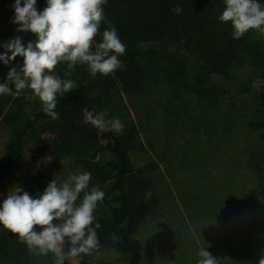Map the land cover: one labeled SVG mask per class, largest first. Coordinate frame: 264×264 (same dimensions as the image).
Listing matches in <instances>:
<instances>
[{
  "label": "trees",
  "instance_id": "obj_1",
  "mask_svg": "<svg viewBox=\"0 0 264 264\" xmlns=\"http://www.w3.org/2000/svg\"><path fill=\"white\" fill-rule=\"evenodd\" d=\"M14 2L0 0V45L16 35H22L25 43L35 38L30 32H16L18 25L12 22ZM44 7L46 0H37L38 10ZM224 7L223 0H106L103 5L106 19L101 23L93 50L111 22L126 45V53L119 57L126 67L93 78L86 65L77 64L71 76L66 77L75 81L76 87L59 98L58 120L46 115L37 99L26 100L25 95H30L27 91L19 96L0 95V124L12 132L5 147L7 163H0V173L9 165L31 182L48 177L43 172L14 165L25 139L32 137L42 157L90 172V187L99 185L106 194L94 211L93 226L95 222L101 225L97 229L101 247L92 255L77 258L92 261L98 253L116 247L120 240L136 236L158 207L160 197L155 185L160 164L176 186L186 187L191 156L200 154L202 141L221 138L234 126L229 120V109L223 107L226 85L193 84L189 81L191 73L230 77L236 68L250 64L264 75V40L252 30L238 40L233 39L231 22L218 19ZM21 64V57L9 66L0 61V83L6 82L11 66L19 68ZM66 70V63L62 62L55 74L65 78ZM122 95L135 101L131 100L137 112L149 114L157 110L156 119L165 138L164 150L157 152V160L151 158L146 164L137 165L132 157L141 142V129L131 117ZM84 108L106 111V119L120 117L119 123L126 125L120 132L100 131L85 121ZM252 115L254 130L262 131L264 98ZM258 146L255 150L251 147L247 167L259 174L257 180L262 184L264 142ZM212 200L207 191V196L198 203L203 206L207 201L209 205ZM229 202L238 205L240 199L235 193L234 200L231 198ZM221 206H225L224 213L218 221L224 231L230 226L247 228L248 219L242 213L234 216L231 225L225 202ZM217 241L221 243L222 238ZM253 242L242 237V241L230 248L231 241L225 240L223 252L215 249L210 252L220 264L224 259L232 264H254ZM64 247L66 251L67 245ZM0 256L8 264H53L54 260L52 253L47 256L30 253L19 236L3 226L0 227Z\"/></svg>",
  "mask_w": 264,
  "mask_h": 264
},
{
  "label": "rangeland",
  "instance_id": "obj_2",
  "mask_svg": "<svg viewBox=\"0 0 264 264\" xmlns=\"http://www.w3.org/2000/svg\"><path fill=\"white\" fill-rule=\"evenodd\" d=\"M259 2L264 3V0ZM252 32L264 40V33L254 29ZM189 81L197 85L225 84L227 93L223 107L229 109V120L234 122V126L221 138L214 137L212 140L202 141L200 154L191 156L186 187L176 186L164 165L160 164L155 185L160 201L136 236L120 240L116 247L98 253L92 261L76 257L70 263L196 264L200 248L209 252L214 249L216 252H223L225 240H230V248H233L245 237V240L255 241L254 264H258L260 254L264 251V183L261 184L257 180L259 174L255 170L247 167V157L251 147L255 150L259 148L260 142H264V128L262 131L254 130L252 115L254 110L261 107L264 98V75L252 65L245 64L236 68L230 77L199 72L191 73ZM25 91L30 93V90ZM122 96L129 107L131 117L138 122L141 129V142L132 152V157L137 165H144L151 158L157 160V152L163 151L165 147L160 121L155 115L157 110L149 114L137 112L132 99L127 95ZM37 101L41 104L38 98ZM109 119L120 122V117ZM11 137V129L5 124H0V163H7L5 147ZM159 142L160 145L157 146ZM14 165L43 172L48 177L31 182L6 165L5 170L0 173V205L7 198L9 189L16 185L35 197L37 192L42 194L53 179L62 183L70 174L83 172L76 167L70 168L68 163L58 164L42 157L32 137L25 139ZM207 191L213 200L209 205L206 201L205 205L200 206L199 203L207 196ZM235 193L240 199L238 205L229 202L231 198L234 200ZM222 202L227 206L230 214L227 220L231 225L234 216L242 213L248 219L246 229L240 230L230 226L229 230L224 231L218 221V217L224 213L225 206L222 208ZM189 215L194 216L193 220ZM219 229L221 233H217ZM219 238H222L221 243L217 241ZM228 260L224 259L222 264H232ZM0 264L8 262L0 256Z\"/></svg>",
  "mask_w": 264,
  "mask_h": 264
},
{
  "label": "clouds",
  "instance_id": "obj_3",
  "mask_svg": "<svg viewBox=\"0 0 264 264\" xmlns=\"http://www.w3.org/2000/svg\"><path fill=\"white\" fill-rule=\"evenodd\" d=\"M223 2L225 7L218 19L231 22L233 39L238 40L253 29L264 33V3L259 0ZM105 3L106 0H46V7L38 10L37 0H15L12 22L18 25L16 32H30L35 38L25 43L22 35H16L0 45L5 50L0 52V61L5 66L17 57L22 58L19 68L11 66L6 82L0 83V95L19 96L30 90L25 99L38 98L42 111L52 120H58L59 98L76 87V82L66 77L71 76L77 64L86 65L93 78L126 67L119 58L126 53V45L111 22L93 50L101 23L106 19ZM62 62L67 68L65 78L55 74ZM83 115L86 122L100 131L120 132L124 127L122 123L106 119V111L84 108ZM91 175L88 171L70 174L59 184L53 179L35 197L19 185L10 188L0 205V225L17 234L30 253L37 256L52 253L53 264H70L73 258L94 254L101 247L97 233L101 225L95 222L93 226L94 211L106 194L99 185L90 187ZM197 255L196 264H220L205 248H200ZM258 264H264V251Z\"/></svg>",
  "mask_w": 264,
  "mask_h": 264
}]
</instances>
